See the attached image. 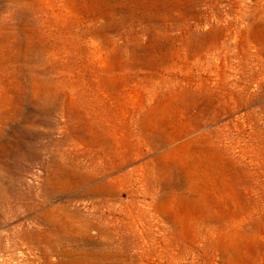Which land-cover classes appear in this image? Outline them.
<instances>
[{
  "label": "rangeland",
  "instance_id": "374dc122",
  "mask_svg": "<svg viewBox=\"0 0 264 264\" xmlns=\"http://www.w3.org/2000/svg\"><path fill=\"white\" fill-rule=\"evenodd\" d=\"M0 194L34 264H264V0H0Z\"/></svg>",
  "mask_w": 264,
  "mask_h": 264
},
{
  "label": "bare ground",
  "instance_id": "6f19581e",
  "mask_svg": "<svg viewBox=\"0 0 264 264\" xmlns=\"http://www.w3.org/2000/svg\"><path fill=\"white\" fill-rule=\"evenodd\" d=\"M2 197L3 196L0 194V229H2L0 231V264H34L35 258L31 255L33 254V250H37L41 247L43 241L48 246H51L53 243H55V247H49L51 252L55 251L56 248H60L61 244L60 242H57V240L63 239L61 234H63V232L64 234L68 232L69 234H72L74 230L73 225L64 224L63 222L57 223L58 221L56 222L49 218L43 219L40 213H35V215L32 217V226L30 227H27L25 224H19L13 228H4L10 222V212H16L18 215L21 212H36L39 210V204L34 201L31 204L25 205L24 209L18 211V208L15 207V204L5 201ZM58 209L59 208H52L47 212L51 214L56 212ZM72 236L73 235H70V238ZM21 249L28 250L29 257L24 253H20L23 260L19 261L13 252L19 251ZM44 250L45 249L42 250L41 259L44 263H47L49 260ZM64 251H67V255L71 254L70 250L68 249ZM58 252L61 254V250H58Z\"/></svg>",
  "mask_w": 264,
  "mask_h": 264
}]
</instances>
